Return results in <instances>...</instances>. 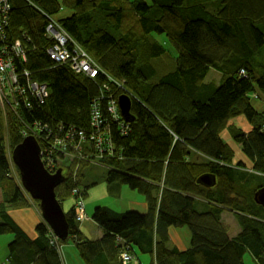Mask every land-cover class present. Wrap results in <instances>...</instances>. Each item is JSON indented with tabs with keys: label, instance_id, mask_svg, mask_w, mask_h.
I'll use <instances>...</instances> for the list:
<instances>
[{
	"label": "trees",
	"instance_id": "1",
	"mask_svg": "<svg viewBox=\"0 0 264 264\" xmlns=\"http://www.w3.org/2000/svg\"><path fill=\"white\" fill-rule=\"evenodd\" d=\"M4 3L7 59L20 74L13 106L18 111H7L12 149L36 131L44 159L53 149L64 150L85 160L83 166H100L111 195L125 186L145 198L138 224L108 207L95 208L91 220L103 233L97 241L81 235L75 208L65 213L69 236L63 243L71 239L83 264H121L124 248L136 257L151 255L150 264H244L245 254L264 264V209L253 200L264 187V106L255 109L250 97L264 98V0ZM66 8L68 15L60 17ZM50 18L67 34L69 50L77 46L93 60L94 78L50 58L44 36ZM159 35L176 52L166 73H158L161 58L169 55ZM211 70L220 74L218 84L205 82ZM25 74L48 95L32 96ZM124 95L131 100L129 114L125 118L118 108V119H112L107 106ZM2 114L0 106V207H21L27 194L10 177ZM239 119L246 132L230 125ZM226 129L250 166L222 141ZM101 133L110 142L103 140L99 149L90 138ZM193 153L207 165L190 160ZM57 170L66 175L55 189L61 206L71 189L87 195L82 171L72 178L62 166ZM205 174L215 177L212 188L197 183ZM225 210L239 227L233 237L222 222ZM170 228L188 231L185 252L167 248ZM34 231L36 237H29L0 210V236L10 237L2 264H62L45 223Z\"/></svg>",
	"mask_w": 264,
	"mask_h": 264
},
{
	"label": "rangeland",
	"instance_id": "2",
	"mask_svg": "<svg viewBox=\"0 0 264 264\" xmlns=\"http://www.w3.org/2000/svg\"><path fill=\"white\" fill-rule=\"evenodd\" d=\"M67 1V0H65ZM63 12H68V9H63ZM62 13V12H61ZM61 13L59 14V16L61 15ZM64 16V15H63ZM158 42L160 44H162L164 46V48L169 52V55H165L161 58L159 67H158V73L159 72H164L166 73L169 69L171 64L173 63V59L176 57V52L174 50V48L169 45L167 42H165V38L163 35H159L157 37ZM158 64V63H157ZM161 69V70H160ZM219 79H220V74L218 72H216L215 70H211L205 80V82H214L216 84L219 83ZM3 95L7 96V95H11V98L14 95V90L12 87L7 86L4 89V93ZM3 95H0V106L2 109V119H3V132L5 135V143H6V152H7V156H8V160H9V168H10V172L11 175L10 177L13 179V181H15L19 186H20V181H19V174L17 169L15 168L13 161H12V146L10 145V141L8 139V135L7 134V127H8V123H7V111H13L16 112L18 111L15 107L11 108V107H7V102H6V97H4ZM251 97V104L252 106L257 109L260 110L262 108V106H264V98H258L255 99L254 95L250 94ZM12 102H14V98L12 100ZM236 125L238 127V129H241L243 131H247V125L244 123V121L242 119L237 120L235 123L232 121L230 122V125ZM105 132V130L103 131ZM98 139L100 141L105 140L106 142H110V139L108 137V135H106V137L103 136V134L101 133V135L98 137ZM221 139L222 141H224L226 144H228L232 149L235 150L236 152V160L238 159H242L244 160V162L250 166L249 164V160L245 157L244 154H242L239 151V146L236 145L230 138V132L226 129L225 131L222 132L221 134ZM63 156V158H61ZM53 157L57 158L56 160L53 159ZM190 160L195 161L196 164H202V165H207V159L197 155L194 153L192 154ZM85 160L80 159L79 157H77L74 154L71 155H65V151L64 150H60V149H53L52 152H50L48 154V158H47V162L50 166L55 167V166H62L64 169H67L66 173L70 175V177L72 176H76V178H78L79 172H83L84 176L82 177L83 179V184L85 185L86 189H87V195H82V193L80 194V196L75 195V193L73 192V189L70 190L68 197H66L63 200L62 203V209L64 212H69V210L71 208H75L78 207L76 206L78 203H80V206L77 208L78 209V216H75V220L74 222L78 225L80 224H85V236L88 238H94L93 236L98 232V228L97 225L93 223V221L91 220V214L93 213V210L97 207H102V206H108V208H114V209H118V210H122L123 208L125 209H129L132 211V209L134 208L136 211H139V209L141 208L139 201L140 200H144L142 198V196L135 192V191H131L128 188H126L125 186L123 187V192L122 194L119 192V195L117 196L118 198H114L112 196L109 195V192L107 190L106 187V183L102 180L103 178V169L100 166H96L94 164H92L93 166H83ZM51 174H54V168L53 170L50 171ZM64 176L65 173H63ZM60 192H64V190H59ZM128 193H130L128 196ZM121 194V197L119 198ZM64 197V196H63ZM26 202L23 204V206L21 207H3V205H1L2 207H0V210H2L3 208H5L7 210L8 213L12 214L13 218L15 220H17L19 223H22L30 232L33 231V225L37 226L39 223H44L43 219L41 217V212L39 209V203L38 201H34L32 200L28 194L26 196ZM1 200V198H0ZM87 204V207H89L90 211H88V213L86 214L85 211V206ZM99 204V205H98ZM76 212V210H75ZM89 217H88V216ZM223 225L226 228L228 234L230 237H233L236 235V232L238 231L239 227L236 223L235 218L233 217V214L228 211L225 210L224 216H223ZM46 225V224H45ZM47 226V225H46ZM90 227V228H89ZM26 229V230H27ZM49 229V228H48ZM186 231V230H185ZM49 237H47L48 242L50 245H54L58 251V253L60 254V256H62L63 259V264H83V262L80 260L79 255L77 250L74 247V244L72 243L71 239L69 241H67L66 243L60 242L59 240H57V238H55L52 234V232H49ZM176 233V237L177 234L179 236V238H181V242L182 244H185V235H188L186 232L183 233V230H178L175 232ZM174 233V234H175ZM173 234V235H174ZM5 239L10 240L9 236H0V263H4V261L6 262V243H5ZM7 240V241H8ZM63 243V244H62ZM175 244H179V241L174 240ZM122 248H124V244H121ZM120 246V247H121ZM173 246V245H172ZM125 248L122 250V254L124 253ZM122 254L120 253V256H122ZM133 260L130 261L129 264H140L139 260H138V255L137 257L134 255L133 253ZM142 263L146 262V259L143 258L141 260ZM244 264H257V262L255 261V259L250 255V254H245L244 256Z\"/></svg>",
	"mask_w": 264,
	"mask_h": 264
},
{
	"label": "built area",
	"instance_id": "3",
	"mask_svg": "<svg viewBox=\"0 0 264 264\" xmlns=\"http://www.w3.org/2000/svg\"><path fill=\"white\" fill-rule=\"evenodd\" d=\"M7 10L8 8L4 3V0H0V95H3L4 89L7 86L12 87L14 90L13 97L11 98V95L3 96L6 97V102L10 105L11 108H13V106L18 105V101L15 99V93L18 92L20 74L14 72L12 61L10 59H7L11 55V53L6 48L4 33L5 25L3 23V18H5ZM44 32V36L47 38L46 52L48 53L50 58L54 60V62L68 65L75 74L87 75L91 78L95 77L98 71L95 69L96 65L94 64L93 60L88 56L87 53L82 51L77 46H74L75 44H73L72 47H74L69 50L67 46V43L69 41L68 36L61 29L57 21L49 19ZM16 45L18 44H14V48L16 49L15 52L20 61H23V58H25V56L22 50L16 47ZM24 77L26 78L27 87L32 96H36L38 100H41L48 95L45 86H41L36 82H33L28 74H25ZM13 98L14 102H12ZM23 101L27 102V98H25V96ZM118 108V101H116V103L112 102L108 104L107 110L111 114L112 119H118ZM96 115L97 113L94 116V120L98 125L99 122L97 120L98 118L100 119V116L97 117ZM29 135H32L31 137L35 139L36 131L32 132L31 134L28 133L26 136L28 137ZM90 140L95 141L99 149L104 144V141H100L99 139L94 140L93 138H90ZM40 158L46 171L50 173V171L54 168V173H56V166L52 167L48 164L47 160L44 159V151L42 150H40ZM73 192L77 196H80L81 194V191L77 188H74ZM76 206L79 207L80 203H78ZM78 207H76V216H78ZM133 258L134 257L132 253L124 251L122 256H120L121 264H129L130 261L133 260Z\"/></svg>",
	"mask_w": 264,
	"mask_h": 264
},
{
	"label": "water",
	"instance_id": "4",
	"mask_svg": "<svg viewBox=\"0 0 264 264\" xmlns=\"http://www.w3.org/2000/svg\"><path fill=\"white\" fill-rule=\"evenodd\" d=\"M118 105L126 118L131 106L130 98L126 95L119 97ZM12 161L22 189L32 200L38 201L43 222L57 240L64 242L69 236V225L55 195V189L65 181L62 171L57 170L54 174L46 171L41 162L40 147L32 137H26L13 149ZM197 183L212 188L216 179L205 174L198 178ZM253 200L264 209V187L254 193Z\"/></svg>",
	"mask_w": 264,
	"mask_h": 264
},
{
	"label": "crops",
	"instance_id": "5",
	"mask_svg": "<svg viewBox=\"0 0 264 264\" xmlns=\"http://www.w3.org/2000/svg\"><path fill=\"white\" fill-rule=\"evenodd\" d=\"M66 16V15H68V13L67 12H63L62 11V13H61V15H60V17H62V16ZM50 19H53V20H55V21H57L56 20V18H50ZM236 126V125H235ZM195 155V154H194ZM124 187V186H123ZM123 187H121V189H120V193L122 194V192H123ZM127 188V187H126ZM136 192V191H135ZM138 193V192H137ZM121 194H120V196H119V198L121 197ZM130 193H128V196H130L129 195ZM140 194V193H139ZM109 195L110 196H112V197H114V198H118V197H115V196H113V195H111L110 193H109ZM141 195V194H140ZM142 196V195H141ZM142 198L144 199V200H140L139 201V204H140V206H141V208L139 209V211H136L134 208L132 209V211L131 210H129V209H122V210H118V209H114V208H110L111 210H113V211H115V212H117V213H121V214H126L127 216H129L130 217V222H132L133 224H138V223H140V221L142 220V217H144V215H145V210H146V206H145V198L142 196ZM99 205V204H98ZM90 207V206H89ZM89 207H87V204H86V206H85V211H86V214L88 213V211H90V209H89ZM102 207H108V206H102ZM66 213V212H65ZM225 213V212H224ZM224 213L222 214V221H223V216H224ZM92 215V214H91ZM10 216L13 218V216H12V214H10ZM88 216V215H87ZM89 217V216H88ZM14 219V218H13ZM15 220V219H14ZM15 222L22 228V229H24L25 230V232L28 234V236L29 237H31V238H35L36 237V234H35V231H34V229H35V226L33 225V231L32 232H30L22 223H19L17 220H15ZM94 223V222H93ZM129 223V222H128ZM95 224V223H94ZM85 224H80L79 225V231H80V233H81V235L84 237V238H86V239H88V240H90V241H97V240H99V239H101L102 238V236H103V233H102V231L98 228V226H97V228H98V232L93 236L94 238H88V237H86L85 235ZM90 228V227H89ZM27 229V230H26ZM178 230H183V233L184 232H186L188 235H186L185 233H184V235H185V244H182V242H181V238H179V236H178V234H177V237H176V231H178ZM186 229H173V228H170L169 229V241H168V243L166 244V246H167V248L168 249H176V250H178L179 252H185L187 249H188V247H189V233H188V231L186 230ZM239 232V229H238V231L236 232V234ZM175 233V234H174ZM174 234V235H173ZM8 239H5V243L7 244L8 242H9V240L7 241ZM174 240H177V241H179V244H175L174 243ZM173 245V246H172ZM7 255V254H6ZM59 256H60V254H59ZM80 258V257H79ZM143 258H145L146 259V262L145 263H142L141 262V260L143 259ZM60 259H61V263L63 264V259H62V256H60ZM81 260V259H80ZM138 260H139V263L140 264H150L151 263V261L153 260V257L151 256V255H138ZM243 262H244V258H243Z\"/></svg>",
	"mask_w": 264,
	"mask_h": 264
},
{
	"label": "bare ground",
	"instance_id": "6",
	"mask_svg": "<svg viewBox=\"0 0 264 264\" xmlns=\"http://www.w3.org/2000/svg\"><path fill=\"white\" fill-rule=\"evenodd\" d=\"M45 41L47 42V38L45 37ZM235 127V126H234Z\"/></svg>",
	"mask_w": 264,
	"mask_h": 264
}]
</instances>
